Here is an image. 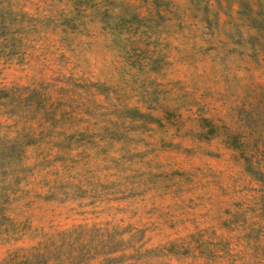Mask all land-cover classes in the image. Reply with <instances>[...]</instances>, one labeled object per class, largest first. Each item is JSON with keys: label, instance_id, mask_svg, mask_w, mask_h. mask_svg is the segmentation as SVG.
I'll list each match as a JSON object with an SVG mask.
<instances>
[{"label": "rangeland", "instance_id": "obj_1", "mask_svg": "<svg viewBox=\"0 0 264 264\" xmlns=\"http://www.w3.org/2000/svg\"><path fill=\"white\" fill-rule=\"evenodd\" d=\"M0 264H264V0H0Z\"/></svg>", "mask_w": 264, "mask_h": 264}]
</instances>
